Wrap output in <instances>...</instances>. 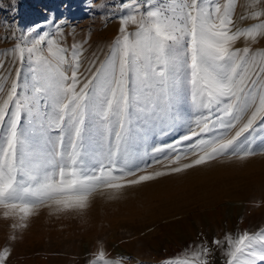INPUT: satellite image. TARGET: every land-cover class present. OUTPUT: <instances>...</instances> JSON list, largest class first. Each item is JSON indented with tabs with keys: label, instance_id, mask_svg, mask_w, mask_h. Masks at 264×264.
<instances>
[{
	"label": "rangeland",
	"instance_id": "1",
	"mask_svg": "<svg viewBox=\"0 0 264 264\" xmlns=\"http://www.w3.org/2000/svg\"><path fill=\"white\" fill-rule=\"evenodd\" d=\"M132 1L152 4V0H0V264H264V199H254L258 189H264V114L256 119L258 139H253L254 131L244 130L250 141L226 154L216 153L212 165L197 161L190 166L196 172L176 175V182H165L154 197L139 193L124 199L115 190L167 163L191 164L208 148H220L233 138L249 111L231 122L227 134H218L235 110L227 106L235 91L224 83L231 81V74L244 72L235 70L226 54L217 56L211 64L214 71H209L219 84L216 88L229 93L224 107L195 104L194 97L206 91L193 87L197 78H192L194 69L188 66L196 45L186 38L181 45L185 52L175 53L173 63L168 59L170 68L174 64L179 69L174 66V74L170 69L157 73L163 99L159 105H155L159 95L145 90L134 96L127 89L118 107L112 103L99 108L82 99L75 107L68 106L73 88L78 97L93 95L95 81L83 89L80 78L87 61L83 50L94 30L93 39L101 38L98 32L119 19L124 4ZM184 1L211 24V44L218 51L232 52L235 36L250 29H241L232 15L218 17L225 0H207L205 7L200 6L203 0ZM241 1L254 3L253 11L264 15L258 0ZM162 4L161 10L178 12L172 1ZM161 18L156 28L179 25L177 21L172 25L169 16ZM218 36L225 40L216 41ZM171 50L166 49L167 57ZM182 59L187 75L178 66ZM218 66L230 75H218ZM52 83L60 86V95L49 91ZM257 140L258 154H241ZM202 144L204 149L194 150ZM257 175L262 179L258 188L251 187L243 196L248 184L238 185V180ZM216 180L211 197H203L201 185ZM192 191L195 198L190 197ZM221 191L226 194L214 200L215 192ZM171 193L177 199H191L145 230L128 227ZM253 202L258 206L251 207Z\"/></svg>",
	"mask_w": 264,
	"mask_h": 264
},
{
	"label": "bare ground",
	"instance_id": "2",
	"mask_svg": "<svg viewBox=\"0 0 264 264\" xmlns=\"http://www.w3.org/2000/svg\"><path fill=\"white\" fill-rule=\"evenodd\" d=\"M170 1H172V3L175 5L174 8L178 10L175 15L161 10V6H164L162 4V0H152V4H149L150 6L148 4H142V2L140 3L143 6L136 1H132V3L126 2V4H124L122 7L123 15L121 14V17L116 19L112 25L105 28L103 31L98 32L101 38L93 39V37L97 35V29L94 30V33L91 36L92 39L83 50V52H85V58L87 61L86 66H84V76L80 78V86L83 89H90L92 81H95V84L93 83L94 86L91 88L93 95L88 98L86 97V99L81 97L83 95L78 97L79 95L77 96V92L75 88H73L71 91L74 98L71 100L69 99L70 102L68 103V106L73 108L75 107L76 102L82 99V102L88 103V101H91L93 104L98 105L99 108H104L105 106L112 103L118 107L122 101V94L127 89H129L130 94H133L134 96L141 94L145 90L146 92H150L152 95H159L157 97H159L160 100L157 102V104H155L159 105L163 99H161L162 91L160 90L162 85L156 82H161V80L158 79L159 75H157V73H160L161 75L163 73H167L170 69V71H172L171 73L174 74V72H176L175 68L177 70L179 69V67H176L174 64H171L170 68L168 65V59L172 58L171 63H173V57H175V53L182 55L185 52L183 49H181V45L184 42L183 39L186 38L190 45H196V51H190L193 63L188 66V68L194 69V76L192 78H197L193 87L196 89L199 87L204 88L206 91L204 95L194 97V101L197 106H199V103L205 106H212L216 103L224 107V104H226L224 103V99L225 97H229V93L227 94L226 92H223L221 88H216V86L219 84L214 82V80L209 75L210 70L214 71L212 68V63L217 56L222 57V55L224 56L226 54V57L230 58L228 59V62L230 61L229 63L233 67L235 65V70H240L241 68L244 69V72L242 71L243 74L241 75L239 72L237 75H230L226 69L224 71V68L219 66V68L215 71L220 76H222L224 72H228L231 81L227 79L226 83L224 84H226V86L229 85L235 91L232 101L230 100L231 102L227 103L228 107L233 106L235 108L234 113L231 119L229 118V125L225 123V125H222L218 128V134H223L229 129L231 130V122L238 120L242 114L246 113L247 111H249V114L244 121L242 120L243 122H241L240 126L233 131V138L223 143L222 147L216 149L208 148L204 153L196 156L199 158L195 159V161H191V164H187L186 162L185 164L177 165H174L173 163H167L163 166H160L148 175L139 177L133 182L126 184L125 187H117L115 190L117 191L116 195L118 194L119 198H131V196L134 194L139 193L145 195L147 198L154 197V195L158 194L160 186H162L165 182H176V175L181 176L187 175V173L196 172L195 168H190V166L197 161L204 160L208 165H212L211 163L214 161L211 163L209 162L210 160L212 161V158L216 153L226 154L227 152H230L232 148H238L236 145H240L242 141H250L251 136L246 134L244 135V130L250 129L254 131L255 138L253 139H258V124H256V119L264 114V15H261L260 11H258V13L253 11L254 3L249 2L246 4L240 0L237 4H234L232 0H225L221 6V9L217 11L218 17L229 14L236 18V22H238V26L241 27V29L245 26H250V29L248 30L244 29L245 31H239V33L235 36L237 37V40L233 41V46H235L234 50L232 49L233 51L229 53L228 51H225L227 52L225 53L216 50L212 46V40H210V38L213 34H211L209 31L211 24L206 23V19L203 16L204 14L198 11L193 12L190 7L186 6L184 0ZM207 3V0H203L200 6L205 7L207 6ZM258 4L264 5V0H258ZM186 10L190 11L191 14L187 15L189 13L185 12ZM163 14L167 15L163 16ZM167 16L170 17L169 21L172 22V25L173 23L175 24L176 21L179 23V25L177 26L175 24V27L172 25V27H169V25L168 28L163 29L156 28V24L161 22V17ZM202 20L204 22H202ZM239 27L238 29H240ZM177 34H180V36L175 37ZM168 38H172L174 41L171 40V42H168ZM224 38L225 37L218 36L216 41L225 40ZM165 48L168 51L172 49L171 52H169L170 54H168L169 57L165 55ZM184 61L182 59V63L177 65L183 69V72L185 73L184 75H187L188 69L186 68ZM186 84L187 87H189V82ZM186 84L185 87H183L184 91H187ZM50 86V89L47 86L49 91L53 90L54 93H59L57 95L61 94L58 91L60 87L58 84L52 83ZM146 86H148V88H145ZM6 94L8 97V93ZM97 94L100 95L99 97L101 99H97ZM4 105L5 104H3V106ZM207 132L209 133V129ZM205 146L206 145L202 144V146L199 148L197 147L194 150L200 151L204 149ZM249 147L250 146L248 144V146H245V148L240 150L241 154L248 152L258 154V140L252 148ZM254 157L258 156L256 155ZM262 179H264V177H262ZM262 179H260V177L258 178L257 175L256 177H253L252 180L240 179L238 182H236L238 185L243 181L248 184V188L244 192L245 194H242L245 196L250 192L249 189L251 187L258 188V184L261 183ZM229 181L231 182L232 180ZM216 182L219 181L216 180L214 183L208 181L202 184L199 188V191L202 192L201 195H203V197H211V193H209V191L212 185H214ZM258 190L259 193L256 194V197L254 198L256 202H258V198L264 199V189L259 188ZM224 191L215 192V196L212 198L214 200H219L222 195L226 194ZM172 194L173 193L167 196L168 199L160 200L159 204L153 207V209L149 211L150 214L144 216L143 219L139 218L133 224L128 223V227L135 231L145 230L147 226L151 224L153 225L160 219L171 214L173 211L179 210L183 204L187 203L191 199L189 198V200H187L188 197L185 198V196L184 198L180 197L177 199L174 198L175 196ZM195 194L196 191H192L190 197L195 198L193 197ZM256 202H253L250 206L253 208L254 205L255 207L258 206V203L254 204ZM261 205V208H264V201L261 203Z\"/></svg>",
	"mask_w": 264,
	"mask_h": 264
}]
</instances>
